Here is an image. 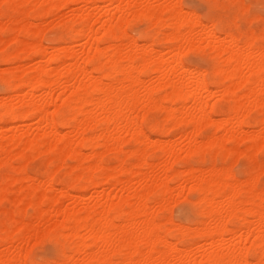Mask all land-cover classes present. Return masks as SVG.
<instances>
[{"label": "bare ground", "instance_id": "6f19581e", "mask_svg": "<svg viewBox=\"0 0 264 264\" xmlns=\"http://www.w3.org/2000/svg\"><path fill=\"white\" fill-rule=\"evenodd\" d=\"M179 1L9 0L26 7L13 14L10 22L16 35L11 38L3 31L9 22L0 15V62L8 64L0 67L4 86L0 96V211L5 201L13 203L11 209H4L6 218L0 222V261L18 258L19 246L35 227L33 222L43 218L45 226L71 228L66 233L71 264L125 250L132 259L145 242L158 249L152 259L199 264L208 259L201 248L211 243L199 234L200 226H207L214 213L259 210L258 164L253 183L238 188L216 161L191 163L197 159L194 152L211 154L214 145L220 146L215 157L223 159L228 158L223 150L228 144L234 146L232 150L246 144L243 151L254 156L264 148L260 140L264 120L259 112L250 122L238 125L231 110H213L219 96L211 99L218 91L236 93L249 80L253 81L250 90L258 94V65L246 68L238 60L229 66L231 57L223 58L219 80L193 82L185 75L191 69L176 61L175 41L164 31L170 10ZM130 4L156 6L147 9L155 22L141 31L145 43L124 31L132 18L127 14ZM72 5L77 6L71 16L58 13ZM48 16L59 18L58 27L80 40V45L76 42L79 48L62 38L49 45L51 50L43 44L47 25L42 26L41 20ZM50 20L44 22L49 25ZM158 37L168 43L165 48L156 44ZM246 105L259 107L251 101ZM153 112H160L162 119ZM145 117L152 121L147 126ZM146 127L161 134L182 130L177 138L166 139L154 137ZM207 127L213 131L204 135ZM126 144L134 147L126 150ZM108 151H115L114 163L107 158ZM156 151L163 152L161 160H155ZM41 154L48 157L42 176L29 167L30 159ZM198 158L205 161L206 156ZM61 165L68 167V180L58 176ZM193 189L204 201V210L199 219L184 223L191 233L189 246L184 247L182 235L174 240L173 229L180 224L161 212L175 202V196L188 197ZM241 193L243 199H237ZM249 198L254 201L251 205ZM29 207L34 209L32 214L27 212Z\"/></svg>", "mask_w": 264, "mask_h": 264}, {"label": "snow or ice", "instance_id": "6c2138e0", "mask_svg": "<svg viewBox=\"0 0 264 264\" xmlns=\"http://www.w3.org/2000/svg\"><path fill=\"white\" fill-rule=\"evenodd\" d=\"M22 7L26 6L0 0V15L9 22L8 27L3 30L6 38L16 35L15 26L10 21L13 14ZM150 7L156 6L128 5L127 14L132 18L126 22L124 31L134 32L153 24L155 16L147 11ZM170 17L164 31L175 41L176 61L181 67L187 64L191 69L190 72L186 70L185 75L193 82L211 84L219 80L223 58L231 57L229 66L235 65L238 60L246 68L249 65H258V94L255 90H250L253 81L249 80L236 93L218 91L211 99L219 96L220 99L212 105L213 110H231L238 125L250 122L257 112L264 120V0H260L259 6L252 3V0H182L172 6ZM221 49L222 55L219 54ZM237 96L241 98L239 101ZM246 101L259 107H249ZM151 122L145 117V126ZM260 140L264 142V127L261 129ZM210 147L215 154L220 146ZM246 147L245 144L239 150H232V144L223 146L228 154L223 167L232 183L238 188H246L253 183L257 164L259 165L261 180L255 189L260 193L259 210L241 211L231 215L224 212L214 213L207 226H200L202 231L199 234L211 243L207 249L201 248L208 255V259L199 261V264H264V148L254 156L251 151H243ZM201 154L208 155L207 152H194L193 156L198 158ZM197 192L198 190L193 189L183 200L177 197L178 202L171 207L173 223L180 224V228H174L173 231L177 234V240L183 236L186 242L184 247L189 246L187 242L191 238V233L183 227L186 218L199 219L204 210V201ZM237 199H243V193ZM253 202L249 198V205ZM33 223L35 227L28 232L19 246L18 258L0 261V264H71L67 259L69 238L66 236L71 228L66 224L54 228L45 226L43 218ZM191 243L198 244L199 241L191 240ZM125 251L107 255L104 259L88 260L85 264H193L191 260L152 259L158 249L147 242L135 251L132 259L125 255Z\"/></svg>", "mask_w": 264, "mask_h": 264}, {"label": "rangeland", "instance_id": "374dc122", "mask_svg": "<svg viewBox=\"0 0 264 264\" xmlns=\"http://www.w3.org/2000/svg\"><path fill=\"white\" fill-rule=\"evenodd\" d=\"M179 2H182V0L181 1H179ZM252 3H254V4H256L257 6H259V4H260V0H252ZM77 6V5H76ZM75 5L73 6L72 5V7H65V8H63V9H61V10H59L58 11V13L60 12L61 13V15H63V14H70L69 16H71V13H72V8L73 7H76ZM69 8V9H68ZM68 9V10H67ZM67 10V11H66ZM62 11H64V13L62 14ZM59 13V14H60ZM65 14V15H66ZM56 16H59V15H56ZM67 16V15H66ZM69 16H67V17H69ZM54 16H48L47 18H45V20L44 21H49L50 20V18H53ZM59 19L58 17H55V18H53L52 20H50V22H48L49 23V25L46 23V22H44L43 20H41L43 23H42V26L43 25H47V30L46 31H42V32H44V33H42V39H43V44L44 45H47V47L49 48V50H51L52 48L51 47H49V45H54V44H58L57 42H58V40H60L61 38L62 39H65L66 41H71L72 42V44L74 45V42H75V47L76 48H79V46H78V44L81 42L80 40H78V39H76V38H74L73 37V35L71 34V33H63V30L61 31V29H63L62 27L61 28H59L60 27V25L58 24V21H57V19ZM49 19V20H48ZM56 22V23H55ZM50 23H51V25H52V27L50 26ZM54 23L56 24V25H54ZM54 25V26H53ZM59 26V27H58ZM44 27H46V26H44ZM43 27V28H44ZM48 27H50L49 29H48ZM148 29V27L147 28H140V29H138V30H136V31H134V32H129L131 35H133V37H135V38H137L138 40H139V42L140 43H142V42H144L145 43V40L144 39H140L141 38V31H143V30H147ZM43 30V29H42ZM57 32V33H56ZM5 35V34H4ZM57 36V38L55 37V36ZM48 36H49V38L51 39V40H49L48 39ZM54 36V37H53ZM161 36V35H160ZM47 37V39H45ZM52 38H54L55 39V41L52 39ZM46 40V41H45ZM160 40V41H159ZM78 44H77V43ZM82 43V42H81ZM156 44L158 45V47L159 48H165L167 45H168V43L167 42H165V41H163V40H161L159 37L156 39ZM61 45H65V43H62ZM77 45V46H76ZM80 45V44H79ZM10 48H14V44H11L10 45ZM26 63L27 62V60H23L22 61V63ZM6 66H8V64H4V63H1L0 62V67H3V68H5ZM0 96L2 95L1 93H3L4 92V86H3V84L1 83V80H0ZM153 116H157L159 119H162V114L160 113V112H153V114H152ZM161 116V117H160ZM212 127H207L206 129H204V135H208V134H210L212 131H213V128L211 129ZM178 129V130H177ZM179 129H181L182 130V127H179V128H175V129H171V131L169 132V133H167V134H161L160 132L159 133H154V132H152V130L149 128V127H146V130H147V132L149 133V134H152L154 137L156 136L157 138H168L169 139V137L170 138H177V137H175V136H179V133H181V130H179ZM172 131H173V133H172ZM172 133V134H171ZM128 145H130V146H128ZM242 146H244V145H242ZM134 147V145L133 144H126L125 145V149L126 150H128V149H130V148H133ZM128 148V149H127ZM115 151H111V152H107V158L110 160V162L111 163H114V161H115V159H116V157H115ZM155 155H156V159L155 160H161L162 158H163V152H161V151H156L155 152ZM211 155H213V156H211ZM37 156V157H36ZM47 155L46 154H41V155H35V156H33L31 159H30V161H29V167H30V170H31V172L32 173H38V174H40L41 176L43 175L42 174V172H44V170L46 169V166H47V164H46V162H47ZM221 159H222V161L223 162H221ZM228 158H226V159H223V158H221L220 156H218V157H215V155L214 154H208L207 156H206V158H205V161H200L199 160V158H197V159H194V161L192 160V164H194V165H200V164H204V165H211L214 161H216L219 165H224L225 164V162H226V160H227ZM196 160V161H195ZM198 160V161H197ZM36 162H39L38 164L36 163ZM67 162L68 163H71L72 162V160L71 159H68L67 160ZM197 162V163H196ZM45 166H44V165ZM35 169H37V170H35ZM35 170V171H34ZM68 174V175H67ZM58 176L62 179V180H68L69 179V177H70V175H69V171H68V167H67V165H61V167H60V169H59V171H58ZM15 187V186H14ZM14 190V192H13V194H15V189H13ZM91 192H92V189L90 188L88 191H87V197L88 198H90V195H91ZM13 194L11 193V197L10 198H12V196H13ZM180 199L181 198H183L184 199V197H180V196H178ZM175 198H177L176 196H175ZM183 199H181V200H183ZM173 203H176V199H175V202H173ZM173 203H170L169 205L171 206V205H173ZM170 206H167V208H165L161 213L162 214H164V215H166V216H169L170 218H172V220H173V217H172V212H171V207ZM13 207V203H12V200L11 199H9V200H7V201H5L4 203H3V205H2V210H4L5 208V210H8V209H11ZM1 210V211H2ZM5 210H4V212L3 213H0V222H2L3 220H5V218H6V212H5ZM0 211V212H1ZM27 212H28V214H32L33 212H34V209L32 208V207H29L28 209H27ZM195 220H197V219H195V218H192V219H188V218H186V222L185 223H190V222H193V221H195ZM176 224H178V223H176ZM174 240H176L177 241V238H175L174 237ZM184 241V240H183ZM0 248H1V245H0Z\"/></svg>", "mask_w": 264, "mask_h": 264}]
</instances>
